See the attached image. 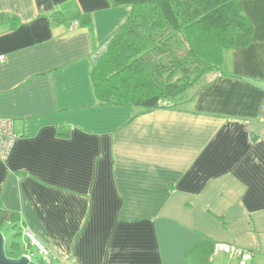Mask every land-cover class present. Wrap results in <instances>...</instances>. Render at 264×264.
<instances>
[{
    "label": "crops",
    "instance_id": "crops-1",
    "mask_svg": "<svg viewBox=\"0 0 264 264\" xmlns=\"http://www.w3.org/2000/svg\"><path fill=\"white\" fill-rule=\"evenodd\" d=\"M141 1L0 0V208L51 264H264V0L176 107L98 105L90 53Z\"/></svg>",
    "mask_w": 264,
    "mask_h": 264
},
{
    "label": "trees",
    "instance_id": "trees-1",
    "mask_svg": "<svg viewBox=\"0 0 264 264\" xmlns=\"http://www.w3.org/2000/svg\"><path fill=\"white\" fill-rule=\"evenodd\" d=\"M252 35L240 0L136 2L121 26L90 53L97 104L141 112L176 107L179 94L195 92L206 75L222 73L224 51L248 45ZM18 219L0 208V228L14 229ZM18 246L11 242L7 256L26 253L14 255Z\"/></svg>",
    "mask_w": 264,
    "mask_h": 264
},
{
    "label": "built area",
    "instance_id": "built-area-1",
    "mask_svg": "<svg viewBox=\"0 0 264 264\" xmlns=\"http://www.w3.org/2000/svg\"><path fill=\"white\" fill-rule=\"evenodd\" d=\"M76 22L72 23L75 25ZM3 60V57L0 56V61ZM16 136L13 132V122L10 118L0 117V160H6L8 157L12 145L14 143ZM30 244H35L37 246V250L41 255V259L44 263L51 264V256L46 247L41 245L35 238L30 236L29 238ZM215 252H224L227 254H235L240 258V264H244V261L250 259L252 257V252L243 251L237 249L235 246L226 244V243H215L214 245ZM28 257L29 255L25 253Z\"/></svg>",
    "mask_w": 264,
    "mask_h": 264
},
{
    "label": "rangeland",
    "instance_id": "rangeland-1",
    "mask_svg": "<svg viewBox=\"0 0 264 264\" xmlns=\"http://www.w3.org/2000/svg\"><path fill=\"white\" fill-rule=\"evenodd\" d=\"M185 93H181L178 96L182 97ZM0 231H2L3 235H4V248L6 253L8 254L10 250L9 249V244L11 242H15L17 243L19 246V249H17L16 247V251L14 255H18L20 250L25 251L28 255L30 260L35 261V262H39V264H47L44 263L41 259V255L39 254L38 250H37V246L35 244H28L26 242H24V237L22 235H20L19 233H15V231L13 229H5L4 228H0Z\"/></svg>",
    "mask_w": 264,
    "mask_h": 264
},
{
    "label": "water",
    "instance_id": "water-1",
    "mask_svg": "<svg viewBox=\"0 0 264 264\" xmlns=\"http://www.w3.org/2000/svg\"><path fill=\"white\" fill-rule=\"evenodd\" d=\"M0 264H39L30 260L26 254H21L17 257L7 256L4 248V235L0 231Z\"/></svg>",
    "mask_w": 264,
    "mask_h": 264
},
{
    "label": "flooded vegetation",
    "instance_id": "flooded-vegetation-1",
    "mask_svg": "<svg viewBox=\"0 0 264 264\" xmlns=\"http://www.w3.org/2000/svg\"><path fill=\"white\" fill-rule=\"evenodd\" d=\"M11 257H14V256H11Z\"/></svg>",
    "mask_w": 264,
    "mask_h": 264
}]
</instances>
